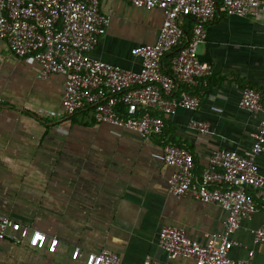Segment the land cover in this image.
Masks as SVG:
<instances>
[{
  "label": "crops",
  "instance_id": "1",
  "mask_svg": "<svg viewBox=\"0 0 264 264\" xmlns=\"http://www.w3.org/2000/svg\"><path fill=\"white\" fill-rule=\"evenodd\" d=\"M100 10L109 25L91 57L139 71L141 58L132 50L156 42L164 12L122 0H101ZM198 57L212 67L207 86L189 90L199 107L164 116L163 133L143 139L135 131L97 123L90 112L67 115L65 77L39 78L38 62L15 57L0 39V216L29 230L21 243L0 240V263L86 264L88 254L110 251L123 264H143L147 258L195 264L168 258L159 245L161 228L178 227L203 244L222 233L227 213L215 203L172 195L167 181L173 167L151 154L168 144L186 147L199 177L215 151L251 149L250 134L263 115L239 102L244 87L264 90V14L219 12L206 27ZM191 121L207 123L208 133L192 129ZM256 164L264 178V146ZM252 192L257 212L230 236L236 244L229 257L264 264V243L254 237L264 223V205L260 190ZM34 232L46 236L43 248L29 244ZM52 237L58 239L54 252L48 250Z\"/></svg>",
  "mask_w": 264,
  "mask_h": 264
},
{
  "label": "built area",
  "instance_id": "2",
  "mask_svg": "<svg viewBox=\"0 0 264 264\" xmlns=\"http://www.w3.org/2000/svg\"><path fill=\"white\" fill-rule=\"evenodd\" d=\"M122 1L164 12L156 42L132 50L134 56L141 58L139 71L91 57L109 25V17L100 10L101 0H0V39L15 57L32 56L40 65L39 78L54 74L65 77L62 103L67 115L90 110L97 123L135 131L143 139L163 133L164 116L178 109L199 107V98L189 90L207 86L212 75L211 65L199 59L198 50L205 41L207 25L218 13L240 17L264 14V0ZM184 17L194 21L189 32L182 25ZM239 105L263 115L258 128L250 134L253 145L247 153L217 150L199 177L194 175L195 159L186 147L168 144L151 154L173 167L167 181L172 195L178 198L189 195L215 203L227 213L222 233L209 237L203 244L189 239L178 227H162L159 245L169 259L190 258L195 264H248L229 257L236 244L230 236L240 228L243 219H251L257 212L252 190H260L264 205V178L256 164L264 146V90L244 87ZM190 127L202 134L209 131L205 122L191 121ZM28 236V228L0 216V240L21 243ZM254 237L264 243V223L254 230ZM46 240L45 235L34 232L29 244L43 248ZM57 244L58 239L52 237L48 250L54 252ZM78 255L75 251L73 258ZM85 261L123 264L120 256L110 251L90 253ZM143 264L167 263L147 258Z\"/></svg>",
  "mask_w": 264,
  "mask_h": 264
},
{
  "label": "trees",
  "instance_id": "3",
  "mask_svg": "<svg viewBox=\"0 0 264 264\" xmlns=\"http://www.w3.org/2000/svg\"><path fill=\"white\" fill-rule=\"evenodd\" d=\"M194 24L193 19L189 18V17H184L183 21H182V25L185 27L186 31L189 32L190 28L192 27V25ZM86 112H90L92 113V111H86ZM93 115V113H92ZM94 118V117H93Z\"/></svg>",
  "mask_w": 264,
  "mask_h": 264
}]
</instances>
